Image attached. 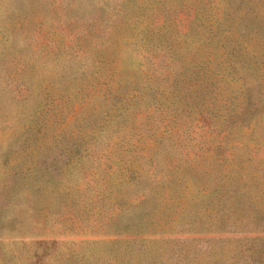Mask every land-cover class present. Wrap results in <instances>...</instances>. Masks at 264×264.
<instances>
[{"label": "rangeland", "instance_id": "obj_1", "mask_svg": "<svg viewBox=\"0 0 264 264\" xmlns=\"http://www.w3.org/2000/svg\"><path fill=\"white\" fill-rule=\"evenodd\" d=\"M219 3L0 0V264H140L236 152L264 178V57L198 63Z\"/></svg>", "mask_w": 264, "mask_h": 264}, {"label": "trees", "instance_id": "obj_2", "mask_svg": "<svg viewBox=\"0 0 264 264\" xmlns=\"http://www.w3.org/2000/svg\"><path fill=\"white\" fill-rule=\"evenodd\" d=\"M219 5L221 16L215 15L209 24L211 50L208 48L206 58L198 62L206 66L209 78L216 74L227 77L235 60L246 61L247 67L254 68L264 57V0H220ZM247 43L253 48L249 49ZM146 85L149 95L146 100L151 101L159 84L146 82ZM170 88L183 89L175 79ZM246 93L249 91L243 88V98ZM237 146L232 144L233 148ZM235 158L241 160L237 152L234 159H229L233 165L224 182L204 193L197 190L202 194L201 205L196 206L195 202L181 213L177 231L192 234L199 231L203 236L176 237L168 250H163L162 245L139 246L140 264H155L156 260L158 264H264V202H256L257 192H264V178L248 164L235 162ZM196 238V243L192 242Z\"/></svg>", "mask_w": 264, "mask_h": 264}]
</instances>
